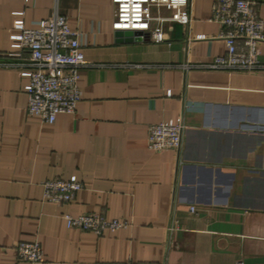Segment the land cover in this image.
<instances>
[{"label":"crops","instance_id":"crops-1","mask_svg":"<svg viewBox=\"0 0 264 264\" xmlns=\"http://www.w3.org/2000/svg\"><path fill=\"white\" fill-rule=\"evenodd\" d=\"M213 3L190 0L189 23L163 21L159 42L143 31L118 42L112 0H0V60L28 56L11 46L14 19L56 9L92 64L75 111L52 123L27 112L21 68L0 65V264H22L19 241L40 243L36 264H264V68L192 66L225 53ZM178 118L180 149L150 150L148 126ZM70 176L82 184L71 200L43 198V180ZM81 212L127 224L68 227L64 214Z\"/></svg>","mask_w":264,"mask_h":264},{"label":"built area","instance_id":"built-area-1","mask_svg":"<svg viewBox=\"0 0 264 264\" xmlns=\"http://www.w3.org/2000/svg\"><path fill=\"white\" fill-rule=\"evenodd\" d=\"M57 1V0H55ZM114 3V30H138L148 32L156 42L163 39L161 23L176 20L187 24L191 20L190 0H112ZM168 11V15L163 13ZM221 29L218 37L224 39L225 53L209 62L194 64L211 69L255 71L264 68L259 58L257 42L264 41V22L254 0H214L211 18ZM14 32L10 34L14 48L27 49L28 56L22 60H0V65L21 68L27 76L24 89L27 94V112L47 123L54 122L58 113H73L81 97L78 77L81 68L91 63L84 58L81 33L71 29L67 16L55 11L48 17L26 26L21 18L13 21ZM20 56V52H9ZM92 65V64H91ZM185 125L178 118L151 123L147 132V147L155 152L179 150ZM43 198L63 203L71 200L82 184L75 176L52 178L41 182ZM190 211H195L190 206ZM68 227L102 234L126 226L122 218H108L102 212L64 214ZM16 254L22 264L43 261L38 241H19ZM115 264H137L133 261Z\"/></svg>","mask_w":264,"mask_h":264},{"label":"water","instance_id":"water-1","mask_svg":"<svg viewBox=\"0 0 264 264\" xmlns=\"http://www.w3.org/2000/svg\"><path fill=\"white\" fill-rule=\"evenodd\" d=\"M141 31L138 30H115L116 41H132L135 35L140 34Z\"/></svg>","mask_w":264,"mask_h":264}]
</instances>
